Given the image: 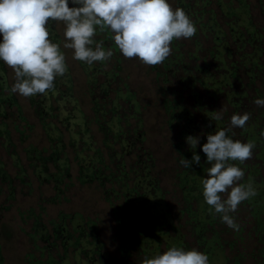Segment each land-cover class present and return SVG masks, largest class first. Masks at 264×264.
Segmentation results:
<instances>
[{
    "label": "rangeland",
    "instance_id": "rangeland-1",
    "mask_svg": "<svg viewBox=\"0 0 264 264\" xmlns=\"http://www.w3.org/2000/svg\"><path fill=\"white\" fill-rule=\"evenodd\" d=\"M169 2L197 31L174 39L162 64L125 58L98 32L113 56L86 65L55 22L68 71L53 89L12 93L14 72L0 62V264H143L173 245L210 264H264V107L254 103L264 97V0ZM245 112L228 135L255 144L232 162L255 195L231 214L233 229L204 202L201 146ZM189 135L201 137L197 149ZM192 151L200 164L184 168Z\"/></svg>",
    "mask_w": 264,
    "mask_h": 264
},
{
    "label": "clouds",
    "instance_id": "clouds-1",
    "mask_svg": "<svg viewBox=\"0 0 264 264\" xmlns=\"http://www.w3.org/2000/svg\"><path fill=\"white\" fill-rule=\"evenodd\" d=\"M54 22L64 27L63 48L71 49L72 58L86 65L107 62L113 56V49L96 39L98 32L109 33L123 57L154 66L171 55L174 39H190L197 31L190 16L182 8H173L169 0H0V62L14 72L12 93L44 95L68 71L61 43L50 38ZM254 103L264 107V97ZM212 113L213 120L223 119V109ZM249 119L247 112L233 114L229 127L208 134L201 146L205 163L211 165L200 178L204 202L233 229L238 225L231 214L255 195V189L241 183L244 170L232 162L243 164L250 159L255 144L234 140L228 132L244 128ZM200 139L189 135L186 143L197 149ZM200 161L201 156L192 151L191 160L182 157L180 164L190 168ZM143 264H210V260L197 248L173 245L146 256Z\"/></svg>",
    "mask_w": 264,
    "mask_h": 264
}]
</instances>
